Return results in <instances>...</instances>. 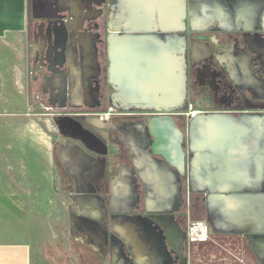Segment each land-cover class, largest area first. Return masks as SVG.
<instances>
[{
    "label": "crops",
    "instance_id": "crops-1",
    "mask_svg": "<svg viewBox=\"0 0 264 264\" xmlns=\"http://www.w3.org/2000/svg\"><path fill=\"white\" fill-rule=\"evenodd\" d=\"M70 1L0 0V120L42 99L47 121L75 122L59 134L72 137L56 147L59 166L54 146H18L13 130L4 133L13 142L0 152L17 168L35 170L28 154L41 153V180L24 181L41 187L0 192V264H111L113 234L137 237L112 217L137 209L166 218L158 221L180 246L172 219L187 216V194L204 202L218 232L248 237L264 264V111L187 116L190 102L206 103L193 68L208 47L194 26L215 24L224 2L264 28V0H74L73 30ZM110 105L118 113L105 120ZM65 176L72 195L60 188ZM75 234L88 248L73 251Z\"/></svg>",
    "mask_w": 264,
    "mask_h": 264
},
{
    "label": "rangeland",
    "instance_id": "rangeland-1",
    "mask_svg": "<svg viewBox=\"0 0 264 264\" xmlns=\"http://www.w3.org/2000/svg\"><path fill=\"white\" fill-rule=\"evenodd\" d=\"M223 4L224 7L213 11L215 24L208 26L206 30H201L197 26L192 30L194 35L205 37L204 43L208 47L205 61L200 65H194L193 68L198 96L206 99L203 107L199 108L204 112L219 111L232 115L264 111V28L251 23L249 9L227 8L224 2ZM46 107L42 99L31 104H19L16 121L0 120V148L7 147L9 141L13 142L4 136V133L13 130L12 139L18 146L37 144L54 146V158L56 165L59 166L56 147L70 141L72 137L59 135L66 132L64 126H61L65 120L60 116L53 122L44 118L42 113L47 111ZM53 125L60 131H54ZM24 129L34 133H29L31 134L29 136L23 132ZM28 156L35 170L17 168L16 159L12 157L11 160L10 153L0 152L1 193L28 192L41 187L37 185L27 187L24 183L27 177L41 180L38 159L41 153L30 152ZM60 174L63 175L61 168ZM63 179L60 183L61 190L66 195H72L73 187L67 185V180ZM136 211L119 212L112 217L114 223L127 226L129 231L134 232L140 239L136 237L135 242H132L115 232L108 241L111 242L114 253L111 264H181L176 250L169 244L167 229L158 221L166 218L145 217L139 210ZM179 212V215L187 213V216L174 217L172 222H176L181 229V247L187 253L190 264H257L250 249L249 238L247 237V241L245 236L234 234L236 230L218 232L212 225L213 216L205 210L201 199L187 194ZM193 221H205L209 224L211 235L206 243H192L188 239V225ZM76 235L73 251L80 244L88 248L85 245L87 242L84 244L75 239Z\"/></svg>",
    "mask_w": 264,
    "mask_h": 264
},
{
    "label": "built area",
    "instance_id": "built-area-1",
    "mask_svg": "<svg viewBox=\"0 0 264 264\" xmlns=\"http://www.w3.org/2000/svg\"><path fill=\"white\" fill-rule=\"evenodd\" d=\"M117 113V107L115 105H110L105 111L101 113V117L105 120H110L112 116ZM197 114H199V111L195 109L192 103H190L187 111L188 118L192 119ZM210 235L211 228L205 221H193L188 225L187 236L192 243L207 241L210 238Z\"/></svg>",
    "mask_w": 264,
    "mask_h": 264
},
{
    "label": "flooded vegetation",
    "instance_id": "flooded-vegetation-1",
    "mask_svg": "<svg viewBox=\"0 0 264 264\" xmlns=\"http://www.w3.org/2000/svg\"><path fill=\"white\" fill-rule=\"evenodd\" d=\"M77 10V5L75 4L74 0H71L70 1V16L68 18H66V23H67V26L70 30H73L75 29L74 28V17L76 15V11ZM194 105L195 109H197L199 111V114H197L196 116H199L200 114H202L204 111H202L199 106H197L194 102H190ZM189 103V104H190ZM189 106V105H188ZM125 112L127 114H136L133 109L131 108H124ZM195 116V117H196ZM112 119V118H111ZM64 123L61 125V126H64V131L68 132H74L75 131V122L74 121H63ZM67 180V182L69 181V179H67V176H65V178ZM177 256L180 258L179 254L177 253ZM184 257L185 259L188 261V256H187V253L184 251ZM182 258H180L181 260Z\"/></svg>",
    "mask_w": 264,
    "mask_h": 264
},
{
    "label": "water",
    "instance_id": "water-1",
    "mask_svg": "<svg viewBox=\"0 0 264 264\" xmlns=\"http://www.w3.org/2000/svg\"><path fill=\"white\" fill-rule=\"evenodd\" d=\"M211 206V202L209 204ZM169 244L172 245L174 247V249L176 250V252L179 254L181 259V264H187V260L184 257V250L182 249L181 245L180 246H175V244L169 239Z\"/></svg>",
    "mask_w": 264,
    "mask_h": 264
},
{
    "label": "trees",
    "instance_id": "trees-1",
    "mask_svg": "<svg viewBox=\"0 0 264 264\" xmlns=\"http://www.w3.org/2000/svg\"><path fill=\"white\" fill-rule=\"evenodd\" d=\"M201 243V242H200ZM202 243H206V241L202 242Z\"/></svg>",
    "mask_w": 264,
    "mask_h": 264
}]
</instances>
